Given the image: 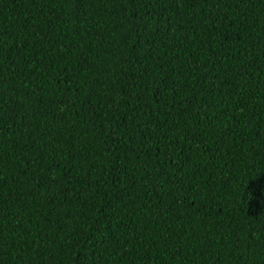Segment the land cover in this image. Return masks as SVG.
Wrapping results in <instances>:
<instances>
[{"label":"trees","instance_id":"1","mask_svg":"<svg viewBox=\"0 0 264 264\" xmlns=\"http://www.w3.org/2000/svg\"><path fill=\"white\" fill-rule=\"evenodd\" d=\"M0 264H264V0H0Z\"/></svg>","mask_w":264,"mask_h":264}]
</instances>
